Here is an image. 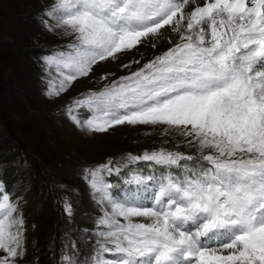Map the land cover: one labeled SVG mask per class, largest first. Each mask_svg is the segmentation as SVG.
<instances>
[{
	"label": "snow or ice",
	"instance_id": "snow-or-ice-1",
	"mask_svg": "<svg viewBox=\"0 0 264 264\" xmlns=\"http://www.w3.org/2000/svg\"><path fill=\"white\" fill-rule=\"evenodd\" d=\"M43 17L52 21H43L48 30L72 36L43 58L60 78L49 86L51 96L165 26L179 36L137 71L89 90L68 109L89 132L163 125L196 149L129 153L124 164L109 159L85 170L103 209L90 264H264V0H52ZM72 108L90 115L78 119ZM139 161L160 174L130 167ZM113 174L120 184L106 179ZM10 197L0 182V264H16L24 251V220ZM64 211L71 216L70 203ZM62 260L79 264L68 254Z\"/></svg>",
	"mask_w": 264,
	"mask_h": 264
},
{
	"label": "rangeland",
	"instance_id": "rangeland-1",
	"mask_svg": "<svg viewBox=\"0 0 264 264\" xmlns=\"http://www.w3.org/2000/svg\"><path fill=\"white\" fill-rule=\"evenodd\" d=\"M51 2L0 0V154L7 156L3 160L0 155V182L10 190V198L19 201L24 220V251L16 264H64L65 254L79 264H90L102 239L97 220L103 209L92 197L85 170L109 159L124 164L129 153L142 155L163 148L196 155V149L163 125L124 124L100 133L69 119L68 109L75 99L137 71L179 42V36L165 26L161 35L145 38L135 49L118 54V59L99 62L87 77L51 96L46 94L49 86L58 87L60 78L55 66L48 68L43 58L57 54L72 40L62 28L45 27L43 21L52 23L43 17ZM72 111L81 120L90 115L86 109ZM130 167L146 175L160 174L158 166L149 167L144 161ZM106 179L120 184L122 177L113 174ZM65 202L72 206L71 216L64 211Z\"/></svg>",
	"mask_w": 264,
	"mask_h": 264
},
{
	"label": "trees",
	"instance_id": "trees-1",
	"mask_svg": "<svg viewBox=\"0 0 264 264\" xmlns=\"http://www.w3.org/2000/svg\"><path fill=\"white\" fill-rule=\"evenodd\" d=\"M0 155H2L3 156V160H6L7 159V156H5V154L3 153V154H0ZM12 169V168H11ZM11 175V174H10ZM9 175V176H10ZM14 178H15V176H14Z\"/></svg>",
	"mask_w": 264,
	"mask_h": 264
},
{
	"label": "bare ground",
	"instance_id": "bare-ground-1",
	"mask_svg": "<svg viewBox=\"0 0 264 264\" xmlns=\"http://www.w3.org/2000/svg\"><path fill=\"white\" fill-rule=\"evenodd\" d=\"M191 10H192V8H190V9H189V7H188V10H187V11H189V12H190Z\"/></svg>",
	"mask_w": 264,
	"mask_h": 264
}]
</instances>
